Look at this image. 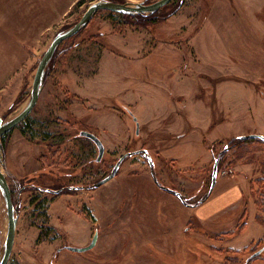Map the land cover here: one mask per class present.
<instances>
[{
  "label": "rangeland",
  "instance_id": "rangeland-1",
  "mask_svg": "<svg viewBox=\"0 0 264 264\" xmlns=\"http://www.w3.org/2000/svg\"><path fill=\"white\" fill-rule=\"evenodd\" d=\"M52 1L0 0V118L21 109L53 36L95 0H74L61 11ZM222 3L183 0L155 23L99 9L59 44L33 109L0 139V168L18 211L7 264H264V144L227 149L209 191L211 148L217 153L225 139L264 126L244 105L249 98L242 87L264 88L229 76L246 65L232 53L244 28ZM80 130L101 140L100 160ZM142 148L151 153L159 182L191 202L205 193L210 201L197 210L160 188L141 152L96 188L60 194L32 188L91 184L122 154ZM245 163L251 168L243 169ZM238 193L243 205L232 200ZM213 211L214 231L196 219ZM5 227L0 196V245ZM94 233L93 247L68 249L88 245Z\"/></svg>",
  "mask_w": 264,
  "mask_h": 264
},
{
  "label": "water",
  "instance_id": "water-1",
  "mask_svg": "<svg viewBox=\"0 0 264 264\" xmlns=\"http://www.w3.org/2000/svg\"><path fill=\"white\" fill-rule=\"evenodd\" d=\"M170 1L171 0H153L151 2H147V1L118 2V1H113V0H95L91 4H89L87 9L85 10V12L82 14L81 18L77 22L73 23L72 25L64 29L59 30L53 36L50 44L48 45L46 50L43 52L37 64V67H36V70H35V73L32 79L31 90H30L27 100L25 101L21 109L17 113H15L13 116L6 118V119L0 118V139L6 132H8L10 129H12L17 124H19L22 120H24V118L33 109L41 93L43 85H44L45 72H46L47 66L55 50L59 46V44L64 39L76 34L82 28H84L88 24V22L91 20V18L93 17V15L95 14L97 10L107 9L110 11L118 12L120 14H127V15L151 14V13L156 12L158 9H160L162 6L166 5ZM133 119L136 120L135 117H133ZM137 132H138V123H136V133ZM79 135L85 136L94 142V144L97 147V151H98L96 160L97 161L100 160L104 153V146L101 140L94 133L87 131V130H80ZM238 138L240 139L257 138L264 142V136L260 134H244V135H240ZM227 148H228L227 145H225L221 151H224ZM139 152H141L146 157L151 167V174H152V177L155 183L158 184L159 187L162 188L163 190L172 192L180 199V201L189 205V203H187L186 200L190 199L191 196L186 197L179 190L169 188L168 186H166L165 184L157 180L156 176L154 175V171H153L154 162H153L152 155L146 148L133 150V151H127L124 154H122L117 159V161L115 162L111 170L99 180L92 182L91 184H86V185H69V186H66L65 189L76 190V189H81V188L82 189L83 188H86V189L96 188L100 186L101 184H103L104 182L108 181L110 178H112L116 174V171L118 170L120 164L126 157L131 156L135 153H139ZM218 161H219V158L216 157L212 164L211 179H210L211 182H210L209 191L212 190L216 182ZM45 190H47L48 192H52V193H59L60 191H62V189H52V188H46ZM0 196L4 203V212H5V219H6L5 237L0 245V264H7L8 259L10 257L12 247H13L15 228H16V223L18 219V211H17V205L12 201L11 190H10L8 181L6 179V176L4 172L1 170V168H0ZM200 201L201 200L195 203H192L190 205L195 206L198 203H200ZM96 236L97 234L94 233L90 243L84 247H68V249L74 250V251H83V250L89 249L93 247V245L95 244ZM262 249L263 247L254 251L251 254V257L258 255Z\"/></svg>",
  "mask_w": 264,
  "mask_h": 264
},
{
  "label": "crops",
  "instance_id": "crops-1",
  "mask_svg": "<svg viewBox=\"0 0 264 264\" xmlns=\"http://www.w3.org/2000/svg\"><path fill=\"white\" fill-rule=\"evenodd\" d=\"M73 1L74 0H68V1L55 0L54 3L53 1L49 3L56 5V11H61V10H65V8ZM231 1L233 2L232 6L230 4V1L228 0H226L225 2L223 0V3H222L223 5L221 4L218 6L219 7L222 6L223 8L226 6L227 10H229L231 14L235 12L236 15L233 16L234 22L237 25H242L244 28L242 30V36H241V46H237V48H233L232 53L235 55V57L233 58L243 61L244 63H246V65H244V68H241L242 69L241 72H237L229 76L236 77L237 79L238 77H240L242 79L248 80V82L249 81L251 82V80L254 79L255 81H257L258 84H260L264 88V15H260V13L262 12L264 13V0H241V1L231 0ZM234 2L240 8V12L237 11V8L234 5ZM237 12L238 14L239 13L240 14L237 15ZM253 72L257 73L256 76H252L251 73ZM218 75L225 76V74H216V79ZM250 75L251 77H249ZM250 78L252 79L250 80ZM255 81L253 83H255ZM250 84L251 83H249V86H246L247 89L242 87L243 91H246V95L249 98L245 100L247 103H245L244 105H246V107L251 110L254 109L255 117L258 119V122L262 123V120H264V89L260 88L257 90L255 89L253 85H250ZM216 89L217 91L215 92L218 93L219 90L217 86H216ZM242 133L244 134L253 133V134H260L264 136V126L251 127L250 129H247ZM241 158H244V157H241ZM245 167L251 168V163H245V165L243 166V169ZM235 172H238V171L235 170ZM229 175L230 174L225 175V176H229ZM225 176H222V177H225ZM239 197H241L239 196V193L237 195L235 194V196L232 197L234 198L232 200L234 202L235 200L239 201L240 200ZM210 199H211V195L209 194L204 201L193 206V208H196L197 210H199L207 202H209ZM240 203L242 204L243 201L240 200ZM224 206H226V204ZM225 208L226 207H223L221 210L226 212ZM221 210L219 209L217 212ZM245 210L246 209L244 207L243 211ZM217 212H214V211L213 212H202V213L200 212L199 215H196V219L202 225L214 231V229H216L214 228V224L216 223V222L214 223V220L217 218V216L215 215ZM242 213L240 215H242ZM239 216L237 215V217ZM223 218L224 217H222L221 219ZM218 221L219 220H217V222ZM225 228H228V226ZM137 249L140 250V248H137Z\"/></svg>",
  "mask_w": 264,
  "mask_h": 264
},
{
  "label": "trees",
  "instance_id": "trees-1",
  "mask_svg": "<svg viewBox=\"0 0 264 264\" xmlns=\"http://www.w3.org/2000/svg\"><path fill=\"white\" fill-rule=\"evenodd\" d=\"M145 1H147V0H145ZM177 1H179V3L178 4H176V2ZM182 2H183V0H172V1H170L169 3H167L166 5H164V6H162L160 9H158L156 12H154V13H151V14H133V15H127V14H121V16H123V17H128L129 19H131V20H134L135 22H137V23H146V22H148V23H155V22H157V21H159V20H163V19H166V18H168L169 16H171L172 14H174L177 10H178V8H179V6L182 4ZM176 4V6L173 8V9H171L170 11H168V12H166V13H164V14H162V9L163 8H165V7H167V6H169V8L171 7V6H173V5H175ZM78 33V32H77ZM75 35V34H74ZM73 36V35H72ZM57 49H58V47H57ZM57 49L55 50V52H54V54H53V56H52V58H51V60H50V62H49V64H48V66H47V70L49 69V67H50V65H51V63H52V61H53V59H54V57H55V55H56V53H57ZM78 135H79V133H78ZM225 141H226V143L219 149V151L217 152V153H215L214 152V149L213 148H211V151H212V154H213V162H214V159L216 158V157H218L219 158V161H218V164H217V174H218V171H219V169H220V167H221V164L224 162V158H225V155H226V152H227V149H231V148H233V147H237V146H239L240 144H248L249 142H261V143H263L264 144V142L263 141H261L260 139H257V138H244V139H240V138H238V137H235V138H228V139H225ZM217 143V142H216ZM216 143H214V145L216 144ZM225 145H227V149L226 150H224V151H221L222 149H223V147L225 146ZM241 156H243V154L242 155H238V156H236V158H240ZM211 169H212V167H211ZM111 170V169H110ZM211 179V171H210V174H209V180ZM33 189H38V190H42V191H45V192H48L47 190H45L47 187L46 186H43V185H39V184H37L35 187L33 186L32 187ZM66 188V185H63V186H60V187H58V188H55V189H62V191H60L58 194H60V193H63V192H70V191H72V190H67V189H65ZM52 193V192H51ZM208 196V194H202L200 197H198V198H195V200L193 201V202H191V201H189V199H187L186 200V202L187 203H189V204H192V203H195V202H197V201H199V200H201L200 202H202L204 199H206V197ZM199 204V203H198ZM245 211L242 213V221H241V223H240V225H239V229H242L243 228V226L245 225ZM261 219V218H260ZM234 232L233 231H230V232H228V234H233ZM228 251L230 252H233V253H236V254H238L239 253V250H233V249H228ZM229 256V255H228ZM227 256V257H228ZM249 260V259H248ZM247 260V261H248ZM225 261V260H224Z\"/></svg>",
  "mask_w": 264,
  "mask_h": 264
},
{
  "label": "flooded vegetation",
  "instance_id": "flooded-vegetation-1",
  "mask_svg": "<svg viewBox=\"0 0 264 264\" xmlns=\"http://www.w3.org/2000/svg\"><path fill=\"white\" fill-rule=\"evenodd\" d=\"M35 186H36V185H35ZM64 247H65V245H63L61 248H64ZM61 248H60V249H61Z\"/></svg>",
  "mask_w": 264,
  "mask_h": 264
}]
</instances>
